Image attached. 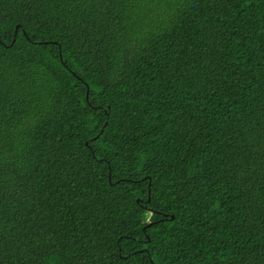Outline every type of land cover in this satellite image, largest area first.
Wrapping results in <instances>:
<instances>
[{
    "label": "trees",
    "instance_id": "obj_1",
    "mask_svg": "<svg viewBox=\"0 0 264 264\" xmlns=\"http://www.w3.org/2000/svg\"><path fill=\"white\" fill-rule=\"evenodd\" d=\"M0 264H264V0H0Z\"/></svg>",
    "mask_w": 264,
    "mask_h": 264
},
{
    "label": "water",
    "instance_id": "obj_2",
    "mask_svg": "<svg viewBox=\"0 0 264 264\" xmlns=\"http://www.w3.org/2000/svg\"><path fill=\"white\" fill-rule=\"evenodd\" d=\"M17 29V28H16ZM87 89H88V87H87ZM174 218V216H171V219H173ZM148 225V224H147Z\"/></svg>",
    "mask_w": 264,
    "mask_h": 264
}]
</instances>
